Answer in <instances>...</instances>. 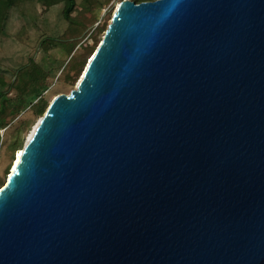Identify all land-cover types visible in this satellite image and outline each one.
<instances>
[{"label": "water", "instance_id": "1", "mask_svg": "<svg viewBox=\"0 0 264 264\" xmlns=\"http://www.w3.org/2000/svg\"><path fill=\"white\" fill-rule=\"evenodd\" d=\"M0 264H264V0L121 1L0 188Z\"/></svg>", "mask_w": 264, "mask_h": 264}, {"label": "trees", "instance_id": "2", "mask_svg": "<svg viewBox=\"0 0 264 264\" xmlns=\"http://www.w3.org/2000/svg\"><path fill=\"white\" fill-rule=\"evenodd\" d=\"M36 0H0V34H5L10 13L20 5ZM40 1V0H39ZM44 6V12H56L59 10L62 21L67 25L63 35L64 41L53 39H44L41 44L45 50L48 48H61L67 52L68 60L63 69L66 71L64 76L68 89L64 93L68 94L75 88L78 77L81 76L87 59L90 58L95 47L98 44L99 37L104 34L108 23L101 24L95 32H89L84 24L85 18H77L74 12L77 9V0H41ZM111 0H84L87 7L93 14V25L98 12ZM123 0H119V4ZM136 4L142 2H152L155 0H130ZM3 11V16L2 12ZM110 14V18H111ZM85 40L83 43L82 41ZM82 52H81V51ZM3 71V70H2ZM0 71V85H2L4 72ZM64 72V71H63ZM12 80L7 89L0 88V144L4 139L5 132L12 124L20 121L24 112H30L35 119H40L48 108L52 99L47 94L50 90L48 71L31 59L25 65H14L11 72ZM53 97V98H54ZM31 121H20L15 134L13 135L12 152L16 154L23 148L22 134L29 130ZM12 162L14 160L12 156ZM11 162V163H12ZM8 172V171H7ZM7 179V178H6ZM6 182V180H5ZM4 182V184H5ZM0 185V188L4 186Z\"/></svg>", "mask_w": 264, "mask_h": 264}, {"label": "rangeland", "instance_id": "3", "mask_svg": "<svg viewBox=\"0 0 264 264\" xmlns=\"http://www.w3.org/2000/svg\"><path fill=\"white\" fill-rule=\"evenodd\" d=\"M118 1L111 0L104 5L98 12L93 25H90L93 20V14L84 0H77V9L74 12V16L78 19L85 18L84 24L88 33L95 32L101 24H109L111 20L110 14H113ZM42 4L41 0L23 3L8 16L6 32L5 34H0V71L3 70L2 72H4L0 88L7 89L9 82L12 80L11 72L14 65H25L29 60L33 59L48 71L50 90L47 96H49V99H53L56 94L64 93L68 89V84L64 81L66 71L63 69L65 62L68 60L67 52L61 48H48L45 50L41 42L47 38L64 41L63 33L67 25L62 21L59 10L45 13ZM1 12L3 16L4 12ZM102 36L103 34L99 37L97 46ZM82 42L84 43L85 40ZM24 120L31 121L32 124L29 130L22 134L23 144L39 119L34 120L30 112H24L20 121ZM20 121L10 126L0 144V185L4 184L11 170L12 156L13 158L16 156L12 152V142L15 129Z\"/></svg>", "mask_w": 264, "mask_h": 264}, {"label": "bare ground", "instance_id": "4", "mask_svg": "<svg viewBox=\"0 0 264 264\" xmlns=\"http://www.w3.org/2000/svg\"><path fill=\"white\" fill-rule=\"evenodd\" d=\"M21 151L22 150H20V151H18L17 153H16V156H15V158H14V160H13V163H12V166H11V169L17 164V162H18V160H19V157H20V155H21ZM15 155V154H14Z\"/></svg>", "mask_w": 264, "mask_h": 264}, {"label": "built area", "instance_id": "5", "mask_svg": "<svg viewBox=\"0 0 264 264\" xmlns=\"http://www.w3.org/2000/svg\"><path fill=\"white\" fill-rule=\"evenodd\" d=\"M2 134H3V131H0V135L2 136Z\"/></svg>", "mask_w": 264, "mask_h": 264}]
</instances>
